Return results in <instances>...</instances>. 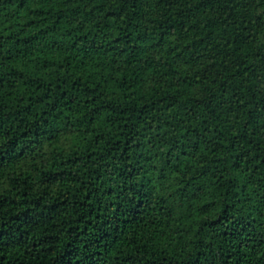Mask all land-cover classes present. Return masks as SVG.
I'll return each mask as SVG.
<instances>
[{"label": "trees", "instance_id": "trees-1", "mask_svg": "<svg viewBox=\"0 0 264 264\" xmlns=\"http://www.w3.org/2000/svg\"><path fill=\"white\" fill-rule=\"evenodd\" d=\"M0 264H264V0H0Z\"/></svg>", "mask_w": 264, "mask_h": 264}]
</instances>
